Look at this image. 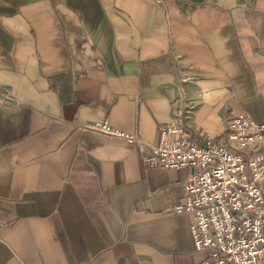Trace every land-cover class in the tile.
I'll use <instances>...</instances> for the list:
<instances>
[{"label":"crops","instance_id":"obj_1","mask_svg":"<svg viewBox=\"0 0 264 264\" xmlns=\"http://www.w3.org/2000/svg\"><path fill=\"white\" fill-rule=\"evenodd\" d=\"M0 95V264H200L187 172L93 127L264 124V0H0Z\"/></svg>","mask_w":264,"mask_h":264},{"label":"built area","instance_id":"obj_2","mask_svg":"<svg viewBox=\"0 0 264 264\" xmlns=\"http://www.w3.org/2000/svg\"><path fill=\"white\" fill-rule=\"evenodd\" d=\"M194 108L183 103L157 146L108 123L93 129L135 146L146 168L187 172L185 197L174 211L193 216L196 251L206 254L200 264H264V124L241 114L223 137L198 144L191 134Z\"/></svg>","mask_w":264,"mask_h":264}]
</instances>
